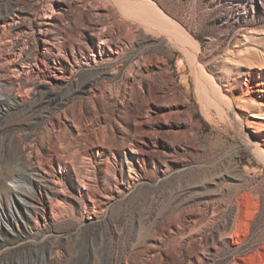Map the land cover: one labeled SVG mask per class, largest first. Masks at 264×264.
I'll list each match as a JSON object with an SVG mask.
<instances>
[{
	"label": "rangeland",
	"instance_id": "1",
	"mask_svg": "<svg viewBox=\"0 0 264 264\" xmlns=\"http://www.w3.org/2000/svg\"><path fill=\"white\" fill-rule=\"evenodd\" d=\"M139 1L0 0V264H264V0Z\"/></svg>",
	"mask_w": 264,
	"mask_h": 264
},
{
	"label": "bare ground",
	"instance_id": "2",
	"mask_svg": "<svg viewBox=\"0 0 264 264\" xmlns=\"http://www.w3.org/2000/svg\"><path fill=\"white\" fill-rule=\"evenodd\" d=\"M125 1L126 0H124L123 3L126 4ZM117 3H119V2H117ZM129 4H131V6L133 8H128L123 4V7L127 8V10H125L123 13V17L125 19V22L122 24V26L126 29V34L131 35V36L137 35L138 37H141L147 41H149L150 39H162L166 43L172 44V46L181 50V52L184 54L185 59H188V61H192L191 64L193 63L192 65L194 66L193 70H196L195 75H196L197 80H198V84H199L198 87L201 89L202 84H205L204 80L207 79V81H208V77H206L207 74H206L203 66L200 65V62H199L200 57H199L198 50L194 48L192 41H191V37L187 34V32L184 29H181L179 26H177L178 24L173 22L164 13H162V11L155 4H153L151 2V0H141V2L139 1V3H136L134 5L132 4V2H130ZM126 5L130 6L128 4H126ZM120 13L122 14V12H120ZM123 27H121V28H123ZM262 72H263V70H262ZM248 75L250 77L254 78L257 75V73L251 71L250 73H248ZM259 79H261V82H257L253 85H250L249 83L246 84V86H245L246 87V93L248 94V96H252V97L255 95L254 93H258V94L260 93L262 95H259V98L264 99V73H261V74L259 73ZM210 80H211V78H210ZM211 84H212V87H214V91H213L214 93H211L213 88L211 89L209 83H208V86L210 87L211 92H206V93L208 96H210V98H212V101L215 102L214 104L219 105V103H220V105H221L224 101L228 102L225 95L222 94L221 89L214 86L212 81H211ZM205 85H207V84H205ZM203 89H202V91L204 92L205 90H203ZM206 90H208V89H206ZM209 101H210V99H209ZM247 102L245 101V103H247L249 106L255 107L254 106V103H255L254 98L248 99ZM261 105H262V109L258 108V110L263 111L264 102ZM253 117H259V119H264L263 116L253 115ZM254 149L257 152V154H259L261 156V158L264 160V149H261L259 146L254 147ZM228 220L232 226V225H235V223L237 221L240 222V220H242V219L241 218L238 219L236 216H232ZM238 224H240V223H238ZM233 229H237V228L235 227Z\"/></svg>",
	"mask_w": 264,
	"mask_h": 264
}]
</instances>
